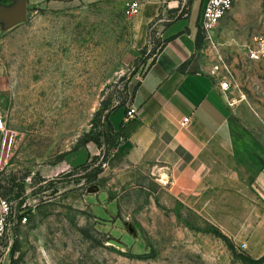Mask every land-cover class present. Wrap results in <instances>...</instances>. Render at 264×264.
<instances>
[{"label": "rangeland", "instance_id": "obj_1", "mask_svg": "<svg viewBox=\"0 0 264 264\" xmlns=\"http://www.w3.org/2000/svg\"><path fill=\"white\" fill-rule=\"evenodd\" d=\"M251 6L221 21L214 72L235 83L236 132L261 160L264 54L252 59L249 50L264 39V0ZM127 9L123 0H27L23 21L0 23V215L5 200L16 221L0 264H264L240 238L217 233L168 174L107 166L119 137L105 117L132 105L163 42L151 30L150 46L120 75L136 35ZM98 135L111 156L104 162L100 149L85 162L79 146ZM92 185L100 190L89 193Z\"/></svg>", "mask_w": 264, "mask_h": 264}, {"label": "crops", "instance_id": "obj_2", "mask_svg": "<svg viewBox=\"0 0 264 264\" xmlns=\"http://www.w3.org/2000/svg\"><path fill=\"white\" fill-rule=\"evenodd\" d=\"M123 1L142 5L130 17L136 35L120 75L150 46L151 30L159 29L165 44L139 82L136 116L126 120L129 107L110 114L119 140L107 166L119 160L125 170L168 174L201 216L240 238L249 252L264 254V155L257 159L251 142L237 134L233 106L215 76L219 48L208 45L202 30L206 0ZM251 10V0H235L229 18L240 20ZM85 148V162L100 150L92 141Z\"/></svg>", "mask_w": 264, "mask_h": 264}, {"label": "built area", "instance_id": "obj_3", "mask_svg": "<svg viewBox=\"0 0 264 264\" xmlns=\"http://www.w3.org/2000/svg\"><path fill=\"white\" fill-rule=\"evenodd\" d=\"M235 0H206L202 12V30L205 41L210 47L215 50L221 46L217 39L216 29L221 20L228 14L234 6ZM142 3L139 1H132L127 3V13L129 17L137 15L141 10ZM257 40V39H256ZM264 54V39L258 41V46L250 48L249 56L252 59H260ZM221 59V58H220ZM220 89L225 95L230 106H234L236 99L232 97L235 91V83L232 78L224 77L219 78ZM137 114V108L131 105L126 113V120L134 118ZM187 120V118L185 119ZM6 122L0 116V131H6ZM0 158V172L2 170V162ZM2 213L0 215V259L5 253L8 245L12 242L14 236V229L16 221L11 219V210L7 201H2ZM22 221H26L27 217L24 216Z\"/></svg>", "mask_w": 264, "mask_h": 264}, {"label": "water", "instance_id": "obj_4", "mask_svg": "<svg viewBox=\"0 0 264 264\" xmlns=\"http://www.w3.org/2000/svg\"><path fill=\"white\" fill-rule=\"evenodd\" d=\"M12 3L9 5L0 4V23H2L5 27L12 26L15 23L23 21L27 16V0H11ZM100 190V187L97 185H92L88 187L87 191L89 193L97 192ZM129 230L136 234V229L129 225ZM110 243L123 248V243L110 240Z\"/></svg>", "mask_w": 264, "mask_h": 264}, {"label": "trees", "instance_id": "obj_5", "mask_svg": "<svg viewBox=\"0 0 264 264\" xmlns=\"http://www.w3.org/2000/svg\"><path fill=\"white\" fill-rule=\"evenodd\" d=\"M164 44H165V43H163V44L160 46L159 50H161V48L164 46ZM201 45H202V41H201V40H197V47H201ZM159 50L155 53V57L153 58L152 63L155 61V59H156V54L159 52ZM185 66H186V64L181 65V66H180V69H184ZM137 87H138V84H137V86L135 87L133 97H134V95H135V93H136ZM120 107H125V103H123V104L117 106L114 110H116L117 108H120ZM110 114H111V113H109V114L105 117V118H106L105 120H106V122H107V127H108V129H109V131H110L111 133L116 134V135L118 136V132H116V131L114 130L113 124H112V122H111V120H110ZM94 126H95V123H94V121H93V127H94ZM92 132H93V131H91L89 134H91ZM118 137H119V136H118ZM90 140L93 141L95 144H97L98 147L103 151V153H102L103 161L106 162V161L110 158V156H111V152H110V150H109V151H104V150H103V145H102V141H101V139H100V135H98L97 137H96V136L91 137ZM87 143H88V142H85V143L81 144V145L79 146V148H85V145H86ZM109 143H110V142H109ZM110 144H111L113 147H116V145L118 144V142L115 143V141H113V142H111ZM95 157L98 158L97 155H96ZM263 164H264V161H263ZM29 213H30V211H29L28 213H24V214H22V215L20 216V219H22L24 216L28 217ZM217 233H220V234L226 236V235H225L220 229H218ZM250 258H251V257H250Z\"/></svg>", "mask_w": 264, "mask_h": 264}]
</instances>
